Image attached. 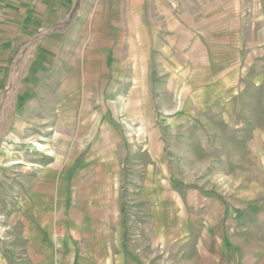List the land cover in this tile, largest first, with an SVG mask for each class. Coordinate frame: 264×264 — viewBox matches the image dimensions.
<instances>
[{
    "label": "crops",
    "instance_id": "0c3cea01",
    "mask_svg": "<svg viewBox=\"0 0 264 264\" xmlns=\"http://www.w3.org/2000/svg\"><path fill=\"white\" fill-rule=\"evenodd\" d=\"M193 16L182 0H0L2 138L23 147L6 168L18 167L13 264H250L229 217L210 211L192 217L196 233L176 231L183 244H161L163 259H141L120 210H105L102 190L92 189L97 176L83 164L99 153L90 140L113 144L120 136L109 108L124 117L134 110L152 126L150 114H138L151 108L153 53L160 75L185 79L175 43L201 39ZM74 148L83 157L76 164Z\"/></svg>",
    "mask_w": 264,
    "mask_h": 264
},
{
    "label": "rangeland",
    "instance_id": "374dc122",
    "mask_svg": "<svg viewBox=\"0 0 264 264\" xmlns=\"http://www.w3.org/2000/svg\"><path fill=\"white\" fill-rule=\"evenodd\" d=\"M182 4L201 37L175 43L188 90H180L181 79L159 74L154 52L151 108L138 114H150L152 126L138 122L134 110L124 117L108 107L120 136L113 144L90 140L99 153L83 164L87 175L97 176L92 189L102 190L105 210H120L125 239L141 259H163L161 244H183L176 231L196 233L192 217L210 211L229 217L233 236L247 243L250 264H264V0ZM2 132L0 124V264H13L20 239L9 218L17 206L18 167L6 168L23 147ZM106 151L112 153L100 154ZM72 152L73 164L82 161Z\"/></svg>",
    "mask_w": 264,
    "mask_h": 264
}]
</instances>
